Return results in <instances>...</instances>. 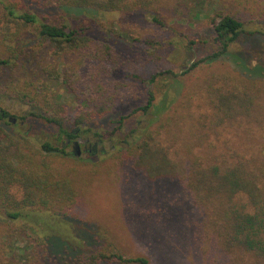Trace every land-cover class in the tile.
<instances>
[{"label":"trees","instance_id":"obj_1","mask_svg":"<svg viewBox=\"0 0 264 264\" xmlns=\"http://www.w3.org/2000/svg\"><path fill=\"white\" fill-rule=\"evenodd\" d=\"M214 3V0H47L45 4L54 9L50 16L39 8L26 6L22 0H0V68L15 67L26 56L27 44L34 42L31 51L35 55L41 51L45 54L38 60L40 72L26 69L24 83L17 81L10 85V94L31 107L20 119L45 120L54 128L53 132L49 129L47 137L58 138L57 132L73 137L76 129L101 139H114L122 133L126 141L116 146L108 167L132 170L146 180L175 183L191 207L185 222L194 248L207 264H264L262 81L242 74L220 73L214 81L203 85L205 103L196 115L189 107L176 105V101L172 102V114L165 112L171 102L165 99L164 107H156V113L165 112V115L159 118L156 115L155 119L172 120V138L168 144L159 143L162 133L157 128H129L127 132L124 128L130 117L148 112L156 97L153 90H149L145 104L119 115L111 121L110 128L100 131L96 126L120 106L127 85L113 78L123 64L119 52L111 43L93 35L94 27L100 23L97 16L106 12L144 11L158 25L162 24L159 17L164 9L186 14V19L191 21L205 17L213 32L211 44L215 50L192 62L182 72L185 74L203 61H215L242 35L264 34V31L247 30L237 14L217 11ZM109 32L135 42L125 31L110 29ZM62 57L87 64L86 87L78 85L62 69ZM167 73L177 76L170 70ZM162 74L155 73L148 81L153 83ZM128 76L140 80L135 74ZM1 112L9 114L4 109ZM235 122L255 125L263 132L258 154L205 148L204 142L218 128ZM176 125L178 129L174 130ZM29 137L14 127L10 129L8 123L0 125V208L12 220H26L29 216L42 221L67 220L92 182L95 165L71 157L59 148L63 143L54 144L34 134H31L33 140ZM56 238L50 235L47 239ZM19 240V244H24L18 246L23 255L28 239L19 237ZM32 240L43 243V238ZM59 241L75 251L83 246L67 237ZM70 257L71 254L58 264H150L144 256L124 257L115 248L81 252L75 260Z\"/></svg>","mask_w":264,"mask_h":264},{"label":"rangeland","instance_id":"obj_2","mask_svg":"<svg viewBox=\"0 0 264 264\" xmlns=\"http://www.w3.org/2000/svg\"><path fill=\"white\" fill-rule=\"evenodd\" d=\"M22 1L26 6L36 7L44 14L53 15L54 9L45 4L47 0ZM214 1L213 6L217 11L237 14L247 30L264 31V0ZM73 15L69 13L67 16ZM185 15L164 9L159 17L161 25L153 22L151 16L144 11L106 12L105 15L97 16L100 23L94 27L93 35L111 43L119 52L123 64L113 78L127 84L120 106L98 121L96 126L100 131L110 128L111 121L122 113H129L145 104L149 90H153L156 97L148 112L133 115L125 122L124 128L126 132L129 128H157L162 133L158 138L159 143L168 144L172 138V120L164 122L157 118L164 116L165 112L172 114L173 101H176V105L189 107L196 115L202 111L205 103L203 85L206 81H214V77L220 73L242 74L264 84V34L259 33L242 35L231 44L228 52L215 61H203L190 73L183 74L192 62L215 50V46L211 44L213 32L208 26V20L202 17L191 21ZM110 29L125 31L135 42L111 35ZM24 35L26 36L25 33ZM33 45L34 42L27 44L24 53L26 56L15 67L0 68V110L4 109L18 119L30 111L31 107L10 94V85H15L17 81L24 83L28 72L26 69L33 68L36 73L40 72L38 60L45 54L41 51L35 55L31 51ZM62 60V69L69 72L78 85L86 87L87 64L74 58L62 57ZM168 70L177 76L172 77L167 73ZM155 73L163 74L150 83L148 79ZM129 74L137 75L140 80L128 76ZM165 99L168 103L171 102L168 109L160 115L156 113V107H164ZM0 125H3V121H0ZM12 127L14 126L9 125L10 129ZM4 128L8 129V126L5 125ZM14 128H20L22 133L29 132L26 135L31 140V134L46 139V134L54 130L53 126L49 127L41 118H30L23 126ZM173 129L177 130L178 126ZM217 131L204 142L205 148L213 147L214 151L224 153L233 150H240L246 155L259 153L263 132L257 126L235 122L229 127L218 128ZM85 135L93 136L91 133ZM47 138L50 141L54 139L51 135ZM103 140L94 155L85 152L78 157L70 155L95 165V176L93 175L92 182L80 196L72 213L67 216L68 221L66 218H47L42 221L37 216H29L26 220H12L0 208V264H58L70 254V258L75 260L81 252L109 248H115L124 257L144 256L150 264H207L194 248L190 228L185 222L191 207L182 198L175 183L169 180H146L129 169H110L108 164L113 151L126 138L118 133L114 139ZM15 193L20 195L18 191ZM21 227L25 228L19 230ZM50 235L56 236L58 241L47 239ZM19 237L28 239L23 255L18 249L19 245H24L19 244ZM58 237H67L73 243L79 242L83 246L78 251L71 250ZM32 238H43V243Z\"/></svg>","mask_w":264,"mask_h":264},{"label":"flooded vegetation","instance_id":"obj_3","mask_svg":"<svg viewBox=\"0 0 264 264\" xmlns=\"http://www.w3.org/2000/svg\"><path fill=\"white\" fill-rule=\"evenodd\" d=\"M1 111L2 110H0V115L2 119H0V121H3L4 123H8L9 125H12L14 127L23 126L26 123V120L18 119V117L16 116L5 114ZM16 130L20 131V128H17ZM69 131H71V129H69ZM28 133L29 132H26L24 134L26 135ZM72 133H74L73 137H66L65 134H60L59 132H57V136L59 137L57 138L53 136L54 139L52 142L54 144H57V142L61 144L63 143V145H60L59 148H63L65 152H68L70 155L73 156L75 155L76 157L80 156L82 152L88 153L89 155H94L97 151L98 145H102L104 141V138L101 139L94 136L89 137L83 132L79 133L77 129L74 130ZM45 140H48V138L46 137ZM101 151L103 152L104 149H101Z\"/></svg>","mask_w":264,"mask_h":264}]
</instances>
